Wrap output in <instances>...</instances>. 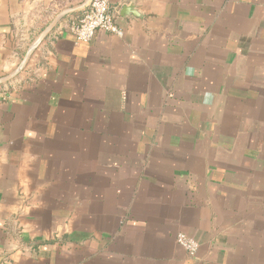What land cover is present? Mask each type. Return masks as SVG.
I'll return each instance as SVG.
<instances>
[{"label":"crops","instance_id":"crops-1","mask_svg":"<svg viewBox=\"0 0 264 264\" xmlns=\"http://www.w3.org/2000/svg\"><path fill=\"white\" fill-rule=\"evenodd\" d=\"M88 3L0 0V264H264V0Z\"/></svg>","mask_w":264,"mask_h":264},{"label":"built area","instance_id":"built-area-1","mask_svg":"<svg viewBox=\"0 0 264 264\" xmlns=\"http://www.w3.org/2000/svg\"><path fill=\"white\" fill-rule=\"evenodd\" d=\"M97 30H103L118 36L122 35V31L114 23V16L110 11L108 0H89L88 8L70 26L71 35L77 43L91 41ZM175 240L189 256L196 255L199 244L195 239L179 232Z\"/></svg>","mask_w":264,"mask_h":264}]
</instances>
